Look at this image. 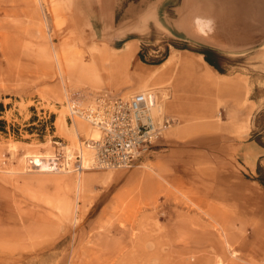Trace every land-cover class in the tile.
<instances>
[{"label": "rangeland", "instance_id": "374dc122", "mask_svg": "<svg viewBox=\"0 0 264 264\" xmlns=\"http://www.w3.org/2000/svg\"><path fill=\"white\" fill-rule=\"evenodd\" d=\"M212 2L162 0L156 19L147 13L134 26L117 23L106 32L96 18L68 21L65 0H0V119L8 124V133L0 132V264H264V32L253 17L239 21ZM194 14L210 19L211 34L224 42L198 34ZM106 36L118 45L134 39L138 63L171 58L181 73L191 58L197 74L186 70L188 83L207 101L217 94L206 89L207 70L233 80L231 99L218 103L214 118L194 117L193 137L215 136L197 143L182 183L162 170L195 143L176 140L162 146V166L152 151L130 172L29 167L35 155L63 159L94 138L87 123L70 122L69 106H87L111 87L107 70L88 61L109 45ZM206 53L220 71L208 67ZM139 81H131L129 94L150 90ZM170 85L158 89L162 116ZM244 104L247 115L239 110ZM57 119H64L62 131ZM172 119L169 129L183 123Z\"/></svg>", "mask_w": 264, "mask_h": 264}, {"label": "crops", "instance_id": "0c3cea01", "mask_svg": "<svg viewBox=\"0 0 264 264\" xmlns=\"http://www.w3.org/2000/svg\"><path fill=\"white\" fill-rule=\"evenodd\" d=\"M65 1H67V3L64 9V15L67 16L68 21H73L80 25L82 22H86L87 18H96V23H100V25L104 27L103 30L106 32L110 31L117 23L122 27H128L131 24L134 26L136 20L143 15L147 16V13H152V18L155 17L156 19L162 8V0H140L138 2L128 0ZM117 18H119V21H117ZM105 39H107L106 41L109 45L100 46L99 51H97L95 56L90 57L88 60L90 63L101 65L106 69L107 71L103 73V79L106 81H112L110 84L111 87L108 88V86H104L102 89L106 90L101 92H109L120 96L129 95L130 91L133 88H136L132 82L134 80L138 82L140 79V81H143L142 85H147L150 90L157 93L158 98V89H161L162 86H165L168 83L171 84L170 87L173 90V96L169 101L164 103V113L166 117L182 119L183 123L180 127H175L165 132L163 139L155 144L153 154L156 153V155H159V158H157L154 163L158 165L161 164L162 166V161L167 160L162 159L161 157L163 152L162 146L167 145L168 140L189 142L191 144L195 143L192 147L186 146L181 149L180 153L185 159H179L175 162V166L164 167L162 170L165 177L168 176L173 182L182 183L184 181V174L187 176L186 172L188 171L189 173V169L184 168L183 166L186 165L187 162L192 161V159H189V156H197L200 151L197 143H200L202 138H208L213 135L211 133H204L193 137L191 133L193 131L192 129H194V126H192L194 117L214 118L218 103H229L231 99L230 95L232 93L230 92V87L233 80L216 73L215 71L207 70L208 74L203 76L205 79H208L204 81L207 83L206 89L212 93L217 92L216 95L212 94V99L207 101L203 98V96L207 95L205 93L204 95L202 94V91L197 87V84L194 85L188 83L186 70L190 71L192 76L197 74L195 73L196 70L194 63L190 62L192 61L191 58L184 59V63L181 66V73H177L174 70L172 67L173 59L168 58L167 60H171L169 62L170 64L166 66L167 70L162 72L161 66L164 62L160 65L154 66L142 62L138 63L136 61L140 47L135 44L134 39H129L121 45L116 44V41L119 39L113 43L109 41L110 37L106 36ZM111 67L113 70L109 69ZM133 67L135 68V72ZM208 67H211L212 69L211 65ZM135 74L138 76L137 78H135ZM139 83L136 85L138 86ZM233 92H235V94L237 93L236 96L240 95L238 98L241 97V102L244 100L246 95L243 90L238 89L233 90ZM249 107L250 104H244V106L239 107V110H242L243 114L247 115L249 114ZM255 107H257L256 102ZM251 114H253V112ZM196 156L193 157L196 158ZM188 166L189 164L187 167ZM124 170L130 172L129 169ZM162 171L159 176H162Z\"/></svg>", "mask_w": 264, "mask_h": 264}, {"label": "built area", "instance_id": "2783aa9c", "mask_svg": "<svg viewBox=\"0 0 264 264\" xmlns=\"http://www.w3.org/2000/svg\"><path fill=\"white\" fill-rule=\"evenodd\" d=\"M68 117L70 122L84 121L98 132V137L82 141L84 148L66 158L52 157L47 162L54 171L131 169L152 153L176 121L162 116L157 93L152 90L125 96L98 92L87 106L71 104ZM85 150L90 154L86 166ZM34 160H29V167H39Z\"/></svg>", "mask_w": 264, "mask_h": 264}, {"label": "bare ground", "instance_id": "6f19581e", "mask_svg": "<svg viewBox=\"0 0 264 264\" xmlns=\"http://www.w3.org/2000/svg\"><path fill=\"white\" fill-rule=\"evenodd\" d=\"M212 4H216L217 2H221V4H224L226 6V8L228 9V12H230V14L233 13H237L239 16H241L243 19H247L250 18L251 15H255L257 17H264V0H255V2L257 3V8L254 10V12L249 11V9L246 7L249 2L251 0H218L217 2H215L216 0H212ZM249 11V13H248ZM101 14V13H100ZM102 16V15H101ZM102 19V18H101ZM100 20V19H99ZM256 20V19H254ZM256 23H258V21L256 20ZM193 25H194V29L195 31L200 34L201 36L207 38V40L211 43H215L217 45H220L221 43L224 42V40L222 38H220L217 35H213L211 34V32L213 31V24L212 21L210 19L204 18L201 15H195L193 17ZM12 28V27H11ZM1 29V28H0ZM2 31V30H1ZM11 31V30H10ZM9 31V32H10ZM3 32V31H2ZM8 32V33H9ZM14 32V31H13ZM193 32V31H192ZM5 33V32H3ZM8 35H11L8 34ZM197 35V34H196ZM19 41V40H18ZM17 41V43H18ZM20 43V42H19ZM21 44V43H20ZM6 45V44H5ZM125 45V44H124ZM226 49V48H225ZM237 51V50H236ZM129 53V52H128ZM110 54V53H109ZM116 54V53H115ZM124 54V53H123ZM111 56V55H110ZM114 56V55H112ZM132 56V55H131ZM183 58V57H182ZM171 59V58H170ZM119 60V59H118ZM130 60V59H129ZM171 61V60H170ZM169 60H167L166 62H164L161 66L162 68V72L167 70L166 66L168 64H170ZM173 62V61H172ZM192 62V61H190ZM174 65V64H173ZM172 68V67H171ZM196 68V67H195ZM47 72V71H46ZM199 73V72H198ZM207 75V74H206ZM64 76V75H63ZM210 77V76H209ZM211 78V77H210ZM63 79V78H62ZM57 127L59 131L63 130V126H64V119L60 120L57 119L56 121ZM94 132V133H93ZM93 136L94 138L98 137V132L97 131H93ZM248 154V153H247ZM34 157V161L36 162L37 166H39V172H51L53 169L50 167V164L46 161L48 159H46V157H41V156H33ZM44 159V161H43ZM263 199V198H262ZM256 200V199H255ZM264 200V199H263ZM260 207V205H259ZM262 207V206H261ZM256 210V209H255ZM254 210V211H255Z\"/></svg>", "mask_w": 264, "mask_h": 264}, {"label": "trees", "instance_id": "16d2710c", "mask_svg": "<svg viewBox=\"0 0 264 264\" xmlns=\"http://www.w3.org/2000/svg\"><path fill=\"white\" fill-rule=\"evenodd\" d=\"M132 1H136V0H132ZM138 1V0H137ZM206 55V61L213 67H215L218 71H220L219 65L218 63H216L207 53ZM4 112V105L2 103H0V117L3 115ZM262 115V114H261ZM8 124L7 121L4 119H0V132L1 133H8ZM259 181L263 184L264 186V179L260 178Z\"/></svg>", "mask_w": 264, "mask_h": 264}, {"label": "water", "instance_id": "95a60500", "mask_svg": "<svg viewBox=\"0 0 264 264\" xmlns=\"http://www.w3.org/2000/svg\"><path fill=\"white\" fill-rule=\"evenodd\" d=\"M252 1H254V3H251V4H248L246 7L249 9V11H252V12H254V10L257 8L256 6H257V3L255 2V0H251L250 2H252ZM224 5V4H223ZM225 6V5H224ZM228 10V9H227ZM249 11H248V13H249ZM227 14L228 15H232V16H234L235 18H237L239 21L240 20H245V19H243L241 16H239L237 13H233V14H230V12H227ZM251 17H253L254 19H256L257 21H258V23L261 25L260 26V30H262V32H264L263 30H264V17H257V16H255V15H251ZM256 20H255V23H256ZM258 23H257V26L259 27V25H258Z\"/></svg>", "mask_w": 264, "mask_h": 264}]
</instances>
